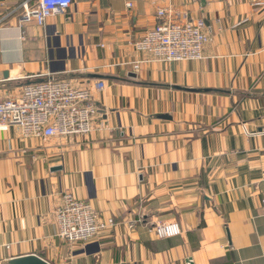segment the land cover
Here are the masks:
<instances>
[{
	"label": "crops",
	"instance_id": "1",
	"mask_svg": "<svg viewBox=\"0 0 264 264\" xmlns=\"http://www.w3.org/2000/svg\"><path fill=\"white\" fill-rule=\"evenodd\" d=\"M26 1L0 0V14ZM256 1L72 0L42 27L13 17L0 28V101L48 78L89 89L105 82L92 91L99 114L86 137L0 131V264L28 255L48 264H264V0ZM166 9L204 19L203 60L133 73L130 63L148 58L133 44ZM64 193L114 226L85 243L61 241L53 213ZM168 222L181 234L158 239L155 227Z\"/></svg>",
	"mask_w": 264,
	"mask_h": 264
},
{
	"label": "built area",
	"instance_id": "2",
	"mask_svg": "<svg viewBox=\"0 0 264 264\" xmlns=\"http://www.w3.org/2000/svg\"><path fill=\"white\" fill-rule=\"evenodd\" d=\"M256 5H260V0L256 1ZM71 6L72 0H28L0 14V28L13 17H16L20 26L35 23L42 27L47 19L65 14ZM157 16L162 22L146 31L133 44L136 53L148 56L130 63L133 73L149 63L173 64L203 60L204 47L210 42L203 18L192 22L187 20V14H174L171 9L158 11ZM104 88L103 81L96 82L89 89L51 78L25 86L17 95L0 101V131L17 127L23 138L40 141L86 137L91 134L94 119L99 114L92 91L99 93ZM53 219L56 237L69 244L88 242L107 226H114L113 220H109L107 225L97 222L90 203L78 200L71 193L62 195ZM180 234L181 229L176 222L155 227L158 239H169Z\"/></svg>",
	"mask_w": 264,
	"mask_h": 264
},
{
	"label": "water",
	"instance_id": "3",
	"mask_svg": "<svg viewBox=\"0 0 264 264\" xmlns=\"http://www.w3.org/2000/svg\"><path fill=\"white\" fill-rule=\"evenodd\" d=\"M196 92V91H191ZM209 92V91H205ZM260 132L264 131V128L259 129ZM53 172L59 171L58 168L52 169ZM4 264H48L46 261H44L41 257L35 256V255H28L18 258H13L8 261H6Z\"/></svg>",
	"mask_w": 264,
	"mask_h": 264
}]
</instances>
